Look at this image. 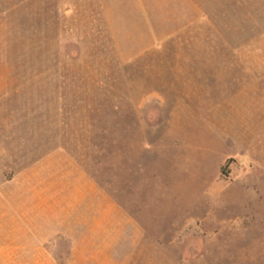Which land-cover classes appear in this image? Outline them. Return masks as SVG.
Wrapping results in <instances>:
<instances>
[{"label":"rangeland","instance_id":"rangeland-1","mask_svg":"<svg viewBox=\"0 0 264 264\" xmlns=\"http://www.w3.org/2000/svg\"><path fill=\"white\" fill-rule=\"evenodd\" d=\"M194 2L123 61L99 0H0L1 181L89 177L114 264H264V0Z\"/></svg>","mask_w":264,"mask_h":264},{"label":"crops","instance_id":"crops-1","mask_svg":"<svg viewBox=\"0 0 264 264\" xmlns=\"http://www.w3.org/2000/svg\"><path fill=\"white\" fill-rule=\"evenodd\" d=\"M99 2L123 61L186 29L195 5L194 0ZM68 178L69 184L66 175L51 182L49 176L25 174L11 185L0 178V264H114V225L107 220L113 200L83 197V185L95 184L85 175L76 182Z\"/></svg>","mask_w":264,"mask_h":264}]
</instances>
